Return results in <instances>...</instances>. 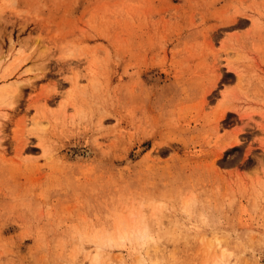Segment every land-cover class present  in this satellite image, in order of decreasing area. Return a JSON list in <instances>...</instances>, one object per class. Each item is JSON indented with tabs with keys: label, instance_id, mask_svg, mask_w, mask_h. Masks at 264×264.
I'll return each instance as SVG.
<instances>
[{
	"label": "rangeland",
	"instance_id": "1",
	"mask_svg": "<svg viewBox=\"0 0 264 264\" xmlns=\"http://www.w3.org/2000/svg\"><path fill=\"white\" fill-rule=\"evenodd\" d=\"M0 264H264V0H0Z\"/></svg>",
	"mask_w": 264,
	"mask_h": 264
},
{
	"label": "bare ground",
	"instance_id": "2",
	"mask_svg": "<svg viewBox=\"0 0 264 264\" xmlns=\"http://www.w3.org/2000/svg\"><path fill=\"white\" fill-rule=\"evenodd\" d=\"M0 125H1V122H0ZM1 127V126H0Z\"/></svg>",
	"mask_w": 264,
	"mask_h": 264
}]
</instances>
